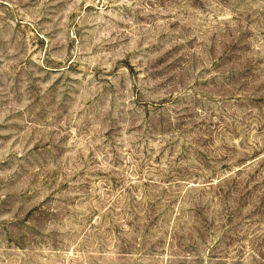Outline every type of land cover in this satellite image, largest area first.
I'll return each mask as SVG.
<instances>
[{
    "label": "rangeland",
    "instance_id": "obj_1",
    "mask_svg": "<svg viewBox=\"0 0 264 264\" xmlns=\"http://www.w3.org/2000/svg\"><path fill=\"white\" fill-rule=\"evenodd\" d=\"M0 264H264V0H0Z\"/></svg>",
    "mask_w": 264,
    "mask_h": 264
}]
</instances>
